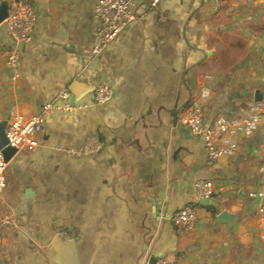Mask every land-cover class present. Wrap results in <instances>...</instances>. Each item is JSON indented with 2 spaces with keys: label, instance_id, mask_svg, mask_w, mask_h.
Returning a JSON list of instances; mask_svg holds the SVG:
<instances>
[{
  "label": "crops",
  "instance_id": "1",
  "mask_svg": "<svg viewBox=\"0 0 264 264\" xmlns=\"http://www.w3.org/2000/svg\"><path fill=\"white\" fill-rule=\"evenodd\" d=\"M22 1L37 20L15 68L0 25V122L31 116L62 90L81 100L71 115L45 116L36 150L7 163L0 264H75L58 239L74 244L76 264H264V124L214 163L185 124L203 75L207 119L239 117L264 92V0L138 3L143 18L100 57L91 54L100 0ZM100 84L112 98L96 106ZM198 181L213 195L183 232L172 218L195 202Z\"/></svg>",
  "mask_w": 264,
  "mask_h": 264
},
{
  "label": "built area",
  "instance_id": "2",
  "mask_svg": "<svg viewBox=\"0 0 264 264\" xmlns=\"http://www.w3.org/2000/svg\"><path fill=\"white\" fill-rule=\"evenodd\" d=\"M218 1V0H217ZM143 3L150 9L156 8L160 0H100L94 6V18L97 22L96 43L92 48L93 57L103 55L118 38L120 34L132 23L143 18V13L135 11L134 7ZM6 24L9 37L14 49L7 59V66L15 68L20 58V47L28 45L32 40V32L36 24V13L28 2L22 0H9ZM218 6V4H217ZM199 92L192 97L188 106L185 124L195 138L202 141L206 158L214 163L222 159L233 157L237 153V145L232 138L237 135L251 136L264 124V103L253 100L243 101L238 107L239 117L227 118L215 114L210 119L205 116V100L210 96L208 88L209 77L201 78ZM70 93L60 91L57 101L40 106L29 117L14 114L7 123L6 137L8 147L33 152L37 148L36 137L43 128V119L52 113L71 115L75 106L69 101ZM112 98V90L107 84L97 86L91 102L96 106L107 104ZM83 106L82 108H84ZM5 163L0 152V204L5 190ZM264 172V167L261 168ZM213 185L207 181H198L195 185V202L182 207L172 218L176 228L183 232L194 230L198 223L199 202L211 199ZM255 197V196H253ZM11 223V220L0 210V234ZM1 249V235H0ZM154 264H172L167 260H157Z\"/></svg>",
  "mask_w": 264,
  "mask_h": 264
},
{
  "label": "water",
  "instance_id": "3",
  "mask_svg": "<svg viewBox=\"0 0 264 264\" xmlns=\"http://www.w3.org/2000/svg\"><path fill=\"white\" fill-rule=\"evenodd\" d=\"M7 13H8V5H7V3L2 2L0 5V25H2L5 22V20L7 18ZM79 100H81V98H79L76 94H74L72 92V95L69 98L71 106H74L75 102H78ZM253 101L257 102V103H264V92L259 91V90L255 91L254 95H253ZM6 128H7V122H5V121L0 122V152L3 156L5 163H9L10 160H12V158L16 155L17 152L15 149L8 147V141H7V137H6ZM208 204H209V200L199 202V205H201V206H205ZM219 220L229 223L232 220V216H230L226 213H222L221 216H219ZM57 242L59 245H62V244L67 245L66 247L69 248L71 251V254H73L74 262L76 264L75 253H74V244L73 243H65L64 241H61L59 239ZM56 248H57V246H56ZM155 261L156 260L153 259L149 262V264H154Z\"/></svg>",
  "mask_w": 264,
  "mask_h": 264
},
{
  "label": "trees",
  "instance_id": "4",
  "mask_svg": "<svg viewBox=\"0 0 264 264\" xmlns=\"http://www.w3.org/2000/svg\"><path fill=\"white\" fill-rule=\"evenodd\" d=\"M200 207V205H198Z\"/></svg>",
  "mask_w": 264,
  "mask_h": 264
}]
</instances>
